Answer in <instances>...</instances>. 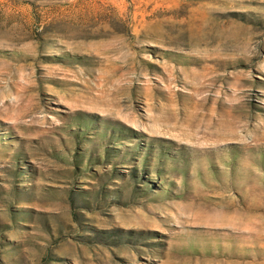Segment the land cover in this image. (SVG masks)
<instances>
[{"label": "rangeland", "instance_id": "rangeland-1", "mask_svg": "<svg viewBox=\"0 0 264 264\" xmlns=\"http://www.w3.org/2000/svg\"><path fill=\"white\" fill-rule=\"evenodd\" d=\"M0 264H264V0H0Z\"/></svg>", "mask_w": 264, "mask_h": 264}, {"label": "trees", "instance_id": "trees-1", "mask_svg": "<svg viewBox=\"0 0 264 264\" xmlns=\"http://www.w3.org/2000/svg\"><path fill=\"white\" fill-rule=\"evenodd\" d=\"M131 175H133V174H131Z\"/></svg>", "mask_w": 264, "mask_h": 264}]
</instances>
